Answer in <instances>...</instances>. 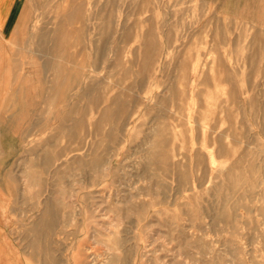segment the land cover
<instances>
[{
    "label": "rangeland",
    "instance_id": "rangeland-1",
    "mask_svg": "<svg viewBox=\"0 0 264 264\" xmlns=\"http://www.w3.org/2000/svg\"><path fill=\"white\" fill-rule=\"evenodd\" d=\"M3 55L9 264H264V0H28Z\"/></svg>",
    "mask_w": 264,
    "mask_h": 264
},
{
    "label": "crops",
    "instance_id": "crops-1",
    "mask_svg": "<svg viewBox=\"0 0 264 264\" xmlns=\"http://www.w3.org/2000/svg\"><path fill=\"white\" fill-rule=\"evenodd\" d=\"M27 1L0 0V264H9L10 262L5 253L8 244H6L4 234L8 216L11 213L12 183L10 176L25 173L21 167L12 165V158L17 156L19 150H21L20 145L25 138V134L23 135L22 131L15 133L11 129L15 121L11 112L4 114L5 107L8 105L3 101L5 90L3 53L5 41L27 9ZM27 122V120H24L25 124L23 126L27 127ZM30 126H37V121L32 120Z\"/></svg>",
    "mask_w": 264,
    "mask_h": 264
},
{
    "label": "bare ground",
    "instance_id": "bare-ground-1",
    "mask_svg": "<svg viewBox=\"0 0 264 264\" xmlns=\"http://www.w3.org/2000/svg\"><path fill=\"white\" fill-rule=\"evenodd\" d=\"M111 20V19H110ZM46 35V34H45ZM48 39V38H47ZM150 52H151V50H150ZM184 68V67H183ZM223 70V69H222ZM200 72V71H199ZM220 73V72H219ZM222 74V73H221ZM223 77V76H222ZM181 78V77H180ZM151 79V78H150ZM153 79V78H152ZM214 79V78H213ZM203 83V82H202ZM218 85V84H217ZM103 90V89H102ZM104 91V90H103ZM182 91V90H181ZM184 91H182V93H183ZM213 92V91H212ZM89 94V93H88ZM180 94V93H179ZM180 97V96H179ZM176 100H178V99H176ZM181 103V102H180ZM184 105V104H183ZM175 109V108H174ZM198 109V108H197ZM206 109V108H205ZM228 109V108H227ZM226 109V110H227ZM182 110V109H181ZM174 111V110H173ZM225 111V110H224ZM181 112V111H180ZM189 112V111H188ZM165 113V112H164ZM170 113V112H169ZM178 113V112H177ZM204 113V112H203ZM175 114H176V111H175ZM205 115H206V113H204ZM180 115L182 116V114L180 113ZM187 115V114H186ZM202 116H203V114H201ZM183 118V117H182ZM203 118V117H202ZM176 119V118H175ZM190 119H192V117L190 118ZM189 119V120H190ZM150 120V119H149ZM178 120V119H177ZM186 120H187V118H186ZM193 120V119H192ZM201 120V119H200ZM205 120V119H204ZM170 121V120H169ZM188 121V120H187ZM193 122V121H192ZM192 122H190V123H192ZM195 122H197V121H195ZM170 123V122H169ZM174 124V123H173ZM178 124H179V122H178ZM181 124V123H180ZM186 124H187V122H186ZM203 124V123H202ZM206 125V124H205ZM190 126V125H189ZM200 127H201V125H200ZM217 130V129H216ZM156 131V130H155ZM189 131H190V129H189ZM191 132V131H190ZM224 133V132H223ZM74 134V133H73ZM227 134V133H226ZM202 137V136H201ZM239 137V136H238ZM225 139H227V138H225ZM236 140V139H235ZM199 144V143H198ZM45 145V144H44ZM51 147V146H50ZM182 147V146H181ZM211 147V146H210ZM229 148V147H228ZM179 151V150H178ZM209 151V150H208ZM47 152V151H46ZM51 154V153H50ZM46 155V154H45ZM54 155H56V152L54 153ZM97 155V154H96ZM44 157H46V156H44ZM98 157V156H97ZM182 159V158H181ZM104 160V159H103ZM49 165V164H48ZM99 165H101V164H99ZM168 165V164H167ZM95 167V166H94ZM15 170V169H14ZM13 170V171H14ZM146 171V170H145ZM149 172V171H148ZM262 172H264V171H262ZM14 174H16V173H14ZM259 176V175H258ZM257 176V177H258ZM184 180H185V178H184ZM242 180V179H241ZM186 181V180H185ZM163 183V182H162ZM160 185V184H159ZM236 191V190H235ZM246 191V190H245ZM132 195V194H131ZM130 196V195H129ZM134 196V195H133ZM141 196V195H140ZM19 198H20V196H19ZM222 198V200L224 199L223 197H221ZM229 198V197H228ZM228 198H226V199H228ZM225 199V201H227ZM128 200V199H127ZM132 201V200H131ZM118 202V201H117ZM130 202V201H129ZM134 204V203H133ZM130 205V204H129ZM132 205V204H131ZM65 220V219H64ZM35 228V227H34ZM118 244H119V242H118ZM108 262H109V260H108ZM105 264V263H104Z\"/></svg>",
    "mask_w": 264,
    "mask_h": 264
}]
</instances>
